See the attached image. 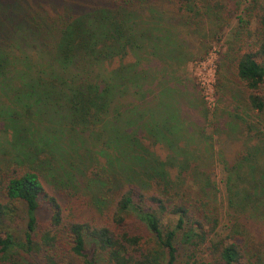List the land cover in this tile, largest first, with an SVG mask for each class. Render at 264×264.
Returning a JSON list of instances; mask_svg holds the SVG:
<instances>
[{
	"label": "trees",
	"instance_id": "1",
	"mask_svg": "<svg viewBox=\"0 0 264 264\" xmlns=\"http://www.w3.org/2000/svg\"><path fill=\"white\" fill-rule=\"evenodd\" d=\"M206 23L232 29L216 87L237 86L249 115L244 128L256 142L237 156L252 178L237 179L254 189L231 193L250 195L255 212L264 203L256 196L264 194V0H0V100L9 97L3 110L22 147L0 159V264H264V235L245 224L214 237L220 210L206 193L213 171L190 156L189 114L176 117L181 101L199 110L182 81L169 78L185 59L184 41ZM208 49L198 50L202 58ZM17 107L30 110L25 122ZM34 111L61 120L71 144L85 148L77 163L83 185L64 188L66 197L47 187L54 138L42 144ZM102 135L100 150L87 147ZM157 143L169 147L163 161ZM21 213L24 260L8 229Z\"/></svg>",
	"mask_w": 264,
	"mask_h": 264
},
{
	"label": "rangeland",
	"instance_id": "2",
	"mask_svg": "<svg viewBox=\"0 0 264 264\" xmlns=\"http://www.w3.org/2000/svg\"><path fill=\"white\" fill-rule=\"evenodd\" d=\"M217 32L215 27L212 28L211 25L206 23V27L195 35V39L190 37L184 41L187 47V54L179 66L178 64H174L172 68L175 70L174 75L169 79L173 80L175 78V80L182 81L188 93L192 95V99L190 100L195 102L194 105L196 107L199 104V110H192L189 104L181 101V107L177 109L176 117L184 113L186 115L189 114V120L193 123L191 136L194 139L193 144L188 147L193 150V154L190 156L195 158V160L206 161V166L213 171L207 183L208 188H206V193H208L209 198L214 200V204L220 210L219 225L214 237H225L231 230L241 228L240 222L242 226L245 224L244 228L250 234L264 235V203H261V209H257L255 212L248 211L251 209L252 202H254V200L252 201L253 198H250L249 195L244 201L246 197L240 200L244 192H241L239 195L231 193L232 186L234 188L238 186V189L246 187L247 194L254 189L251 186V181L246 182L237 179L238 173L247 176L248 180L252 178L249 175L250 169L248 164L239 162L237 150L244 148V146H251L256 140L252 139L244 128V119H248L249 115L244 105L239 101L241 97L239 95L240 89L232 85L231 82H226L228 89L225 87L222 92L217 90V62L220 61V54L226 50L232 41V29L228 27L220 33ZM207 48H209V52L202 58L201 55ZM198 50L202 53H198ZM197 84L199 88H196ZM157 92L158 90L154 91L155 94ZM224 94H226L225 97ZM219 96L221 98L219 106L213 109L215 105H218L217 99ZM8 98L4 95L0 100V108H2L0 109V159L4 156H7L6 158H13L19 154L18 149H22L19 145L17 146L16 138H18V134L13 129L12 122H10L12 116L7 115L8 113L10 114V111L7 110L6 114L5 110H3L11 103L8 101ZM194 98L195 100H193ZM167 99L168 101L165 102L168 105V110L172 113L174 110L173 97L170 96ZM25 108L17 107L15 109L24 111L21 115L23 122L31 116L30 110L27 107ZM181 111L184 113L182 114ZM33 115H35L33 117L34 124L40 126L41 133L39 135L43 137V143H41L48 144L49 140L47 137L51 135L54 138L53 142L49 144L52 146V153L56 155L57 159L51 164V168L44 170L46 180L48 181L47 187L50 190L59 192V195L66 197L64 195V188H68L71 184L83 185L77 178L82 176L79 172L83 170L84 166H80L81 162L77 163L80 160L78 157H81L80 152L86 154L85 148L80 143H78V146L71 144L68 138L74 137V133H68L69 129L64 127L61 120L50 117L47 114H39L40 117H38L35 111ZM54 115L57 116L58 114L54 113ZM63 130L66 137L62 138L59 135ZM95 137L93 138L95 140L92 139V141L88 142L87 147L92 148V144L93 146L96 144L93 148L97 150L102 146L105 137L103 135ZM106 149L108 152H113V148L109 144ZM152 149L162 161L167 158L170 152L169 147L163 143H157ZM77 150L79 153L76 152ZM107 156L108 154L103 155L101 162L105 163ZM208 163H211L213 166ZM238 164H240L239 167H237ZM206 166L205 168H207ZM173 174H176L175 169L173 170ZM60 184L64 186H58ZM255 189L262 190L263 188L255 186ZM256 196H259L264 201V194L261 191H258ZM246 212L247 215L243 217L242 214ZM47 216L45 212L44 216L41 217L43 224L46 222ZM8 229L18 236L16 246L12 249V252L18 255L21 260H24L28 256L24 237L27 229V219H25L24 214L21 213L20 217L9 221Z\"/></svg>",
	"mask_w": 264,
	"mask_h": 264
}]
</instances>
